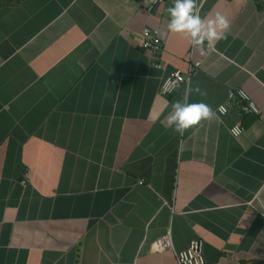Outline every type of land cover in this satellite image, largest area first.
I'll use <instances>...</instances> for the list:
<instances>
[{"label": "crops", "instance_id": "0c3cea01", "mask_svg": "<svg viewBox=\"0 0 264 264\" xmlns=\"http://www.w3.org/2000/svg\"><path fill=\"white\" fill-rule=\"evenodd\" d=\"M146 2L0 0V264H177L190 239L203 264H264V0H203L231 21L205 55L166 30L173 0ZM187 84L227 109L178 134L165 117Z\"/></svg>", "mask_w": 264, "mask_h": 264}, {"label": "clouds", "instance_id": "9594fccd", "mask_svg": "<svg viewBox=\"0 0 264 264\" xmlns=\"http://www.w3.org/2000/svg\"><path fill=\"white\" fill-rule=\"evenodd\" d=\"M203 0H173L167 8L169 21L166 30L172 33H186L190 37L192 47L205 55L212 50V42L224 39L230 29L231 21L217 12L213 17L204 19L200 12ZM207 45V46H206ZM193 95L206 96L205 90L198 85L187 84L179 99L170 105V111L165 117L166 124L174 132L182 134L202 121L218 119L212 107L203 102H189Z\"/></svg>", "mask_w": 264, "mask_h": 264}, {"label": "built area", "instance_id": "2783aa9c", "mask_svg": "<svg viewBox=\"0 0 264 264\" xmlns=\"http://www.w3.org/2000/svg\"><path fill=\"white\" fill-rule=\"evenodd\" d=\"M164 0H147L145 7L148 10L154 9L157 5ZM137 44L140 48L147 52L149 61L154 66H158L153 59L157 55L162 41L157 35L156 30L142 28L137 38ZM200 62L198 60H191L188 63L185 72L179 69H173L168 75H166L159 86V92L162 94H170L177 86L186 82L199 68ZM228 98H234L235 103L241 111H249L257 113L258 109L248 94L241 88L235 89L233 92L229 91ZM227 109V103L217 105L216 112L220 115L224 114ZM242 131L241 127L237 124L232 125L229 128V133L233 136H237ZM141 181H138L140 183ZM158 250H171L170 239L168 232H165L158 239ZM173 256L177 264H203L204 259L202 255V241L200 239H190L186 245L173 251Z\"/></svg>", "mask_w": 264, "mask_h": 264}]
</instances>
